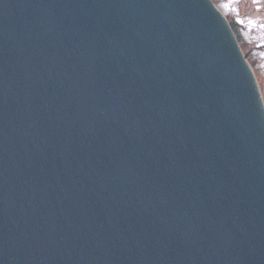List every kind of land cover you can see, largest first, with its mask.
Here are the masks:
<instances>
[{"label":"water","instance_id":"obj_1","mask_svg":"<svg viewBox=\"0 0 264 264\" xmlns=\"http://www.w3.org/2000/svg\"><path fill=\"white\" fill-rule=\"evenodd\" d=\"M211 0H0V264H264V106Z\"/></svg>","mask_w":264,"mask_h":264},{"label":"rangeland","instance_id":"obj_2","mask_svg":"<svg viewBox=\"0 0 264 264\" xmlns=\"http://www.w3.org/2000/svg\"><path fill=\"white\" fill-rule=\"evenodd\" d=\"M243 37L240 49L259 85L264 106V0H211Z\"/></svg>","mask_w":264,"mask_h":264},{"label":"bare ground","instance_id":"obj_3","mask_svg":"<svg viewBox=\"0 0 264 264\" xmlns=\"http://www.w3.org/2000/svg\"><path fill=\"white\" fill-rule=\"evenodd\" d=\"M238 32V31H237ZM238 34H239V32H238ZM240 35V34H239ZM241 36V35H240ZM241 38H242V40H243V37L241 36ZM244 43V42H243Z\"/></svg>","mask_w":264,"mask_h":264}]
</instances>
